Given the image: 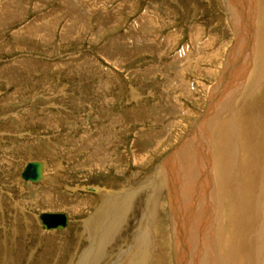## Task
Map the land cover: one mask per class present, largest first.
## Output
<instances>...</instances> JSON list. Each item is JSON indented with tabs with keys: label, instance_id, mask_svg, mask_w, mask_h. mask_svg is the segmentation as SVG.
Instances as JSON below:
<instances>
[{
	"label": "rangeland",
	"instance_id": "374dc122",
	"mask_svg": "<svg viewBox=\"0 0 264 264\" xmlns=\"http://www.w3.org/2000/svg\"><path fill=\"white\" fill-rule=\"evenodd\" d=\"M247 2L248 66L241 54L229 65L244 76L223 81L215 110L240 36L231 0H0V264H134L145 230L141 264H177L173 207L155 176L194 129L212 158L198 192L212 204L211 249L221 264H264V0L242 1L248 15ZM218 123L230 131L223 145ZM33 159L46 163L40 183L20 176ZM128 192L131 208L95 261L93 221ZM41 211L66 212L67 228L44 230Z\"/></svg>",
	"mask_w": 264,
	"mask_h": 264
},
{
	"label": "bare ground",
	"instance_id": "6f19581e",
	"mask_svg": "<svg viewBox=\"0 0 264 264\" xmlns=\"http://www.w3.org/2000/svg\"><path fill=\"white\" fill-rule=\"evenodd\" d=\"M242 1H244V0H231V4H232L231 6H232L233 12L235 14L234 18L237 19L236 24H235V26H236L235 28H237L238 31L237 30L236 31L240 33V34H237V36L238 35H240V36H239V40L238 39L236 40V44H235L236 46L234 45L233 50L229 53V59H228V62L226 64V67H225V72H224L223 78L220 79L218 81V83H216L212 89L213 94L211 95V99H210V102L212 100V103H215V100L219 98L218 97L219 95L222 96V93H223L222 83H223V81L225 83L227 81L228 77H230V79L231 78L234 79V77H235L237 81L240 79L241 72H239V69L237 68L238 67L237 64H234V66L231 68V70H228L230 67L229 65H233V62L236 59V56L241 54L240 57H237V58H239L238 60L241 59V63H243L241 65L240 69H242V70L244 69L243 71H245L246 67L248 66V65L246 66L245 65L246 63L244 64V61H243L244 59L247 60V58H248V55H246L247 54L246 49L249 46V43H248L249 41H248V37L246 36V34H247L246 32H248L249 27H251L250 23H252V21H253V20L251 21L252 17L250 18V15H249L250 11H251L252 16H253L254 11H253L252 5L250 6L249 5L250 3L247 2L248 3L246 5L248 8L247 9L248 15H247L246 10L243 8L244 6H243ZM244 13L247 16H245ZM262 30H260L261 36L259 35L260 36L259 40H260V45H261V47L259 49L262 50L261 52L264 53V30L263 31ZM242 34L244 36H242ZM241 41H242V45H244V49L242 48ZM249 54H251V53H249ZM246 60H245V62H246ZM235 61L237 62V59ZM238 65L240 66L239 63H238ZM260 68H261V66H260ZM235 70L236 71L238 70L237 73ZM260 70H262V69H260ZM243 76L241 77V79H243ZM225 98H226V96L219 98L220 101L218 103V106L214 107L215 110H217L219 108V105L224 103L223 101ZM206 113L209 114L210 111L209 112L207 111ZM223 124H225V123H223ZM223 124H222V126L219 124L218 126L214 127L215 128L214 133H216L217 140H218L219 144L224 143V141L227 140L226 136L228 138V135H226V134L230 133V131L228 132L226 130H225L226 134L224 133ZM263 125H264V123H263ZM207 128H209V127H207ZM195 130L196 129H194L192 133L190 132L188 134V138L179 144V149L177 147L178 150H176V153H174V155H172V157L167 158L165 161L161 162V164H159L157 166L158 167L156 169L157 173H156V176L155 175L154 176H155V180H157V182L160 181L158 183H161V186H163L162 188L166 187L169 191V195H170V199H171L170 200V202H171L170 206L173 207V212H174L173 214H174V219H175L174 220L175 225H173V227L175 230V241H176L175 247H176L177 264H221L219 262L220 260L218 261V259H217L216 253L214 252L213 249H211L213 241H212V239L209 240L210 235H212V233L210 232V229H209L210 228L209 224L212 223V222L210 223L209 220L211 219V217H213V212L210 209L211 208L210 206H212V204L210 203L211 205L209 206V205H207L208 203L206 201L205 202L206 205L205 204L201 205L200 204L201 201L199 199V194H198L200 184H204V186H205L208 183V181L211 179L209 176V173H208V170H209L208 169V165H209L208 162H209V159H212V158L208 159V154L206 153L207 154L206 155L205 153H203L204 150L202 152V149L200 146H203L204 148L207 149V145H206V143L204 144L201 142V135H202L201 132L198 135H197V133L199 131H197V133L195 135L193 134L195 132ZM228 130H229V128H228ZM256 135H258L257 132H256ZM263 147H264V145H263ZM226 148H228V149H226ZM231 148L229 146H226L225 147L226 150H224L223 153L216 158L215 162H216V166H218V170L219 169L222 170V168L224 169V167L226 168L227 165H229V163L232 161L231 158H233V157H229L231 155L230 153L232 151ZM260 148H261V146H260ZM256 153H257V151H255V154ZM215 157H216V155H215ZM260 157H259V159H260ZM42 162H43L42 178L36 182L30 181V180H25V181H29L32 183H40L42 180H44V178L46 177L45 176V174H46L45 164L46 163L44 161H42ZM222 171H224V170H222ZM225 171L227 172V170H225ZM226 172H223V174L225 173L224 175H226ZM229 174H230V172H229ZM226 182L227 181H225V183ZM87 189L92 190V191H96V188H87ZM263 189H264V187H263ZM134 196H135V192H128V193H124V195L122 197H120V199H115L113 197H111V198L109 197L108 202L106 201L108 204V206H107L108 209L105 208L104 212L98 214L97 218L94 219V221H93V223H94L93 225L95 226L96 232H98V230L100 228V233H99V237L94 240L95 244H94V246L92 245V248H91V250L93 251V254H94V255H91L92 259H94V260L96 258L102 259V256L105 253L104 251L106 249L105 243L113 236V234L118 230V228H120L121 223H123V221H124V217L127 215L128 211L131 208ZM260 198H261V196H260ZM116 206H117V208H116ZM212 208H214V207H212ZM262 210H264V209H262ZM67 217H68L67 225L63 228H57V227L56 228H45V227H43L42 224H41V226L44 230H48V231H50V230H64L67 228L69 221H70L68 214H67ZM213 225H214V223H213ZM94 226H92V227H94ZM136 238L137 239H135V242L133 243L134 244L133 247H135V249H136V254H135V257H133L134 259L132 258L133 259L132 262L134 264H141L143 262H146L147 257L150 255L149 252H150V246H151V238H150L149 232L147 230L142 231L140 234L137 235ZM204 243H205L206 247H204ZM208 245H209V247H208ZM151 252H152V250H151ZM149 257H151V256H149ZM86 258H88V257L86 256ZM85 261H87V260H85ZM85 261L82 264H85Z\"/></svg>",
	"mask_w": 264,
	"mask_h": 264
},
{
	"label": "water",
	"instance_id": "95a60500",
	"mask_svg": "<svg viewBox=\"0 0 264 264\" xmlns=\"http://www.w3.org/2000/svg\"><path fill=\"white\" fill-rule=\"evenodd\" d=\"M43 162L38 159L28 161L20 172L24 180L38 181L42 178ZM39 220L45 228H63L67 225L68 217L64 211H41Z\"/></svg>",
	"mask_w": 264,
	"mask_h": 264
},
{
	"label": "crops",
	"instance_id": "0c3cea01",
	"mask_svg": "<svg viewBox=\"0 0 264 264\" xmlns=\"http://www.w3.org/2000/svg\"><path fill=\"white\" fill-rule=\"evenodd\" d=\"M4 2H5V1H4ZM7 3H8V2H6V4H7ZM35 4H36V2H35ZM1 5L3 6V4H1ZM5 10H6V9H5L4 6H3V11H2L0 14L2 15V14L7 13V12H5ZM51 12H52V10H51V11L48 10L47 13L45 12V13H42V14H43V15H44V14L47 15L48 13H51ZM61 12H63V11H61ZM61 12L59 11V13H61ZM42 14H41V15H42ZM55 14H56V12L54 11V13H53L52 15L49 14L48 17H52V16L55 15ZM43 15H42V18H43ZM3 16H4V15H3ZM3 16L0 18V25H1V20H2ZM44 19H45V18H44ZM32 25H33V23H32ZM32 25H31V26H32Z\"/></svg>",
	"mask_w": 264,
	"mask_h": 264
}]
</instances>
